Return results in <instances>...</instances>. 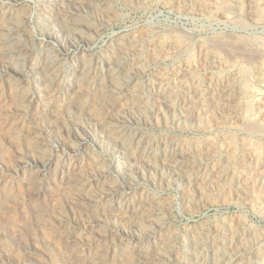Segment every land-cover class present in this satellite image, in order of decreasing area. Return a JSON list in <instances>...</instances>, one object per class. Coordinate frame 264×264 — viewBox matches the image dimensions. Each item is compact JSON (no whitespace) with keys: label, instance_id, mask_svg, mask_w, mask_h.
Segmentation results:
<instances>
[{"label":"rangeland","instance_id":"1","mask_svg":"<svg viewBox=\"0 0 264 264\" xmlns=\"http://www.w3.org/2000/svg\"><path fill=\"white\" fill-rule=\"evenodd\" d=\"M228 1L226 0L227 3ZM67 2V0H0V264H118L119 262V264H208L209 255L212 253L210 248L214 245V240L216 239V244H223L233 228H239L241 231L257 229L263 233L260 238L251 242L250 248L246 251V257L254 261L257 251L264 249V193L254 184L258 169L264 166V140L259 137L217 125L211 126L210 117H204L205 119L201 121L204 122L203 124L200 122L193 126L178 123L171 118H168L171 121L165 118H150L148 123L142 122L144 130L157 141L169 139L176 145L187 148L200 145L203 147L200 152L209 148L213 150L211 156L201 153L194 155L193 174L207 175L214 167L216 169L223 167L229 171L226 186L209 190L210 186L207 184L201 185L203 193L200 195V203L197 197L192 196L194 188L183 184L180 180L161 182L160 178L155 176V180L137 178L133 184H128L121 182L118 175L113 176L114 184L119 186L125 196L137 197L149 194L161 198L162 213L158 216L162 227L157 231V235L150 239L144 236V228L132 229L127 222L119 217H111L108 213L102 216L104 218L100 217L98 222L95 217L101 214L102 209L107 205L102 199L95 202L93 207L87 203H84V206L72 205L65 198L68 195L62 194L65 189L70 193L71 190L67 185L63 186L61 173L64 167L70 166V162L74 165L77 160V170L80 173L86 172L90 167V156L97 157L110 169L115 159V155L108 152L106 147L94 149L88 141L80 145L75 138V123L81 122L87 128L84 132L98 136L103 133V129L99 127V119L103 115H109L103 112L102 108L94 107L95 104L91 103L93 96L90 99L86 98V104H89V110L95 112V117L89 115L85 109L78 111L68 106L66 97L71 90L67 87L69 85L67 76L76 68L77 63L82 62L81 58H88L92 67V78L94 74L95 77L98 73L105 74L101 81L105 83L104 68L107 58L111 55H119L122 49L118 47L126 46L135 39L138 41L135 51L139 54L133 62L140 69L145 68L148 77L151 75L148 79L154 80L159 72H166L173 78L176 71L185 65L190 69L197 68L199 64L197 55L201 43L207 44L218 38L231 39L230 35L237 38L249 35L252 26L244 24L245 26L235 28L233 27L235 23L222 20L217 15L216 8L211 12L192 11L184 9L179 0H106L105 4L104 0H81L77 8ZM57 18L62 21V25L66 24L71 30L73 27L72 31H80L79 33L82 34L78 35L83 39L77 38L75 44L67 45L60 55L62 58L60 74L64 78L53 86V91L57 90L58 96L53 101L55 105L51 106L44 101L46 94L42 93L39 99H35L30 93L41 86L40 69L49 61L45 53L48 44L44 45L40 38L46 34L49 27L63 34L67 32L66 28L55 23ZM47 19H51V22ZM12 28L15 31L14 39L9 43L5 39L7 36L10 37ZM256 34L264 36V32ZM171 40L179 42L184 47V51L176 53L177 55L173 53L166 56L164 48ZM12 47L21 49L19 53L13 55ZM235 64L234 70L243 74L244 108L250 110L252 107L250 94L254 85L256 64L244 59H238ZM221 70L218 67L214 69L215 72L217 71L216 77L229 75V72ZM206 80L208 81L202 78V94L207 91ZM186 98H191V94H187ZM199 103H203L205 112L207 100L201 98ZM205 115L207 114L203 116ZM40 129H47L49 139H42ZM79 131L84 133L83 130ZM251 139L254 142L253 149H256V156L249 160L245 146ZM229 143L237 149L234 150L233 159L226 164V146ZM41 156L50 157L52 164L48 170L38 174L37 170L40 166L32 165V158ZM245 162L252 166V171L246 172ZM238 176L249 179L248 191L252 192L249 196L252 197L255 206L246 203L242 193L238 191L234 182ZM112 208L111 205L110 210H113ZM144 223L146 224V221ZM123 226L126 227L125 230ZM63 232L71 235H62ZM198 233L202 237L205 249H199L202 257L201 259L199 257L200 262H194L193 251L191 248H185L183 244L190 242L191 236ZM73 234L76 237H73ZM164 239L169 240V245L172 244L173 249L162 246L161 241ZM138 240L142 243L139 251L136 248ZM217 254L219 263L226 264L222 249H217Z\"/></svg>","mask_w":264,"mask_h":264},{"label":"bare ground","instance_id":"2","mask_svg":"<svg viewBox=\"0 0 264 264\" xmlns=\"http://www.w3.org/2000/svg\"><path fill=\"white\" fill-rule=\"evenodd\" d=\"M67 1V3L71 4L74 8H77L81 0ZM105 1L106 0L103 2L104 4ZM205 1L207 2L205 3ZM179 3L184 7V9L192 11L206 10L211 12L216 8V13L222 20L235 23V25L231 24L233 27L237 28L239 26H243L244 24L252 26V32L249 34L251 36L243 35L242 37L237 38L234 35H230L232 36L231 39L218 38L214 41H211L210 43H207L208 45L206 43H201L199 45L197 55V62L199 63L197 68L190 69L186 65L183 67L180 66L181 68L176 71V74L173 78H171V75L169 76L166 72H159L154 80L148 79L151 75L148 77L145 68L140 69L138 65L133 62V60H135L139 54V52L135 51L138 45V41L135 39L127 43L126 46L118 47L119 49H122L119 55H111L107 58L104 68L106 72L105 83L103 82L104 84L101 81L104 79L105 74L98 73L96 75L97 77H95L94 74V78L96 79L92 78V67L89 64L88 58L85 59V57H83L84 59H80L82 62L77 63V66H75L76 68L70 71V75L67 76V80L69 81V85L67 87L69 90H71L68 94V97H66L68 99V106L72 108L74 107L78 111L85 109L89 115L94 116L95 112L89 110L90 106L89 104H86V98L90 99V97L93 96L91 103L93 102L92 104H95L94 107L97 109L98 106L99 108H102L103 112H107L109 114L108 116L103 115V117H101L103 119H99V127L103 129L102 134L93 136L92 134L84 132L87 130L86 126L81 122H77L74 126L76 131L75 138L80 145H83L88 141L94 147V149H102L103 146L106 147L108 152L115 155V159L114 164L110 169L107 166H104L102 161H100V159L97 157L90 156V167L87 169L88 171L86 170V172L82 173H80V171L76 168V163H78V160L74 162V165L73 162H70V166L64 167L66 170L63 169L61 173L62 184L63 186L67 185L70 187L71 193L65 189L62 191V194L68 195L65 198L72 205L77 206L87 203L93 207L95 202H97L99 199H102V201H104L107 205L104 207V209H102L101 214L95 217V219L97 218V221L101 219L100 217L108 213L111 217H119L124 222H127L128 226H130L132 229L140 230L144 228V236L148 237L149 239L154 238V236L157 235V231L162 227L161 219L158 216L160 213H162L160 206L161 198L149 194H143L137 197L125 196L122 194V190L119 188V186L114 184L113 178L115 177L113 176L118 175L121 178V182L128 184H133L137 178H149L151 180H155V176L159 177L161 182H170L172 179L178 181L180 180V182H183V184L190 185L194 188L193 193L191 192L192 196L194 198L197 197V201L200 203V195L203 193L201 185L207 184L210 186L208 188L209 190H214L216 187L219 188L223 185L226 186V177L228 176L229 171L223 167H219V169L214 167L212 168V172L210 174H193L192 164L195 160L193 159L194 155L201 153L205 156H211L213 150L209 148L205 149L203 152H200L203 149V147L200 145H195L193 148H187L176 145L172 140L169 139H164L161 142L157 141L154 136L144 130L141 125L142 122L146 124L150 118H171L173 121L178 123L182 122L193 126L194 124L200 123L202 119L210 117L209 124L211 126H221L235 132L247 133L250 136H256L259 137V139L261 138L264 140V36L262 34H256L264 32V0H230L228 3L226 0H179ZM102 11L105 12L104 10ZM56 20L57 22L55 23L59 24L60 27L66 28L65 31L67 32L63 34L62 32L53 29V27H49L50 29L47 30L46 34L40 38L44 45L48 44L45 53L48 55L47 57L49 61L40 69L42 73L41 86L34 89L33 91L31 90L32 92L30 93V95L35 99H39L40 94L42 93L46 94L44 101L46 104L51 106L55 105L53 101H55L56 97L58 96V91H53V86L55 83H60V80L64 78L63 75L60 74L62 69V58L60 55L63 54V50H65L67 45L70 46V44H75L77 38H82L81 35H78L82 34L79 33L80 31H72L74 30L73 27L71 30L66 24L62 25L61 20H58V18ZM47 21L51 22V19H47ZM75 28L77 27L75 26ZM10 31V37L7 36L6 39L4 38L6 42L9 43L10 41H13L15 33L13 28ZM19 49L21 48L12 47L11 53L13 55L19 53ZM164 49L166 56L184 51V47H182L179 42L174 40H171L168 44H166ZM191 52L192 51H190L189 54H191ZM19 55H17V57ZM4 59H6L5 56ZM238 59H244L256 64V73L253 78L254 85L252 86V94H250L252 98V107L250 110L244 108L245 95L242 89L243 74H241V71L234 70L236 67L235 61ZM142 64L140 65L141 67ZM216 67L221 68L224 72H229V75L226 77H216L217 71H214ZM203 77L208 79V81L206 80L207 91L204 94L201 92V83ZM187 94H191V98L187 99ZM201 98L202 100L204 98L208 102L205 112V108L203 109V103H199ZM204 114L207 115L203 116ZM211 114H213V116H211ZM171 119L168 120L171 121ZM217 119L219 120L216 121ZM79 130H83L84 133L80 132ZM40 132L43 135V140L49 139L50 136L47 135V129H40ZM230 143L226 146V164L233 159L234 150L237 149L234 148ZM253 146L254 142H252V139L248 142L247 146H245L247 148V152L245 153H247L249 160H252L256 156V149L254 150ZM222 149H224V147ZM32 161V165L34 164L40 166L37 170L38 174L48 170L52 164V159L50 157H35L32 158ZM260 166H262V164H260ZM258 170L259 171L256 175L254 184L255 186H258V189L262 190V193H264V166L260 167ZM249 171H252V166H250V164H248L246 167V172ZM232 174L234 176V173ZM234 182L238 191L242 193L244 201L246 203L253 204L252 197L249 196L251 191H248V185L250 183L249 179L245 176H238ZM232 184L235 185L234 183ZM186 199L188 200V198ZM109 205H112L113 210H110ZM255 205L256 204H253V206ZM145 221L146 224L144 223ZM96 225L97 224H95V226ZM125 229L126 227L123 226V230ZM199 233L193 234L191 236L190 242L183 244L185 248H191L193 251L194 257L192 261L194 262H200L202 253H200L199 249H205L204 244L202 243V237ZM64 234L71 235V233L63 232L62 235ZM262 234L263 233L257 229L241 231L239 228H233L223 244H216V239L214 240V245H212L210 248L212 253L209 255L208 264H220L218 260L217 249H222V255L224 256L223 258L225 259L226 264H264V249L257 251L254 261H251L246 257V251L250 248L251 242L260 238ZM45 237H47V235ZM73 237H76V235L73 234ZM139 241L140 240L137 241L136 245L138 251L142 247V243ZM161 242L162 246H167L169 249H173L171 246L172 244L169 245L170 243L168 239H164ZM248 242L249 244H247Z\"/></svg>","mask_w":264,"mask_h":264}]
</instances>
